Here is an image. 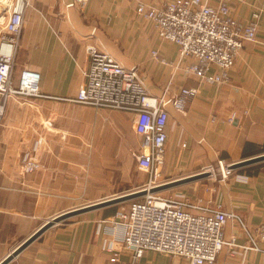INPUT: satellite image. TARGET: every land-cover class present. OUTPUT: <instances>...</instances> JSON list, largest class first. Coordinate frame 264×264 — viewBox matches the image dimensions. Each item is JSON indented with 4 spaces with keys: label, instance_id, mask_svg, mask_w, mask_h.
<instances>
[{
    "label": "crops",
    "instance_id": "crops-1",
    "mask_svg": "<svg viewBox=\"0 0 264 264\" xmlns=\"http://www.w3.org/2000/svg\"><path fill=\"white\" fill-rule=\"evenodd\" d=\"M141 1L160 6L175 0ZM72 2L30 0L24 13L15 84L23 68L35 69L42 75L41 92L49 98L0 94V263L55 216L119 196V156L130 152L136 161L143 139L135 114L65 100L74 99L84 84L82 68L90 63L91 47L108 51L125 67L137 66L154 94L165 91L177 98L183 89L197 90L187 96L182 111L170 108L166 153L159 166L164 184L208 172L217 160L232 165L264 154V0L231 3L239 22L250 24L254 14L260 18L257 40L245 44L223 84L187 74L192 60L182 59L179 46L161 39L154 23L137 13L139 0H90L84 11L69 6ZM9 18V13L1 14L0 33ZM31 159L41 167L24 174L22 166ZM105 164L111 175L104 178ZM145 173L138 190L149 180ZM210 179L160 193L221 206L253 230L261 226L264 161L234 169L227 180L210 184ZM118 205L55 224L9 264H189L151 250L136 258L125 249L122 232L112 223ZM226 236H235L240 244L246 240L234 220ZM259 245L261 250L245 254L226 247L213 264H264V243ZM114 253L117 261L111 260Z\"/></svg>",
    "mask_w": 264,
    "mask_h": 264
},
{
    "label": "built area",
    "instance_id": "built-area-1",
    "mask_svg": "<svg viewBox=\"0 0 264 264\" xmlns=\"http://www.w3.org/2000/svg\"><path fill=\"white\" fill-rule=\"evenodd\" d=\"M1 13L10 14L0 33V94L2 98L18 96L28 99L49 98L41 92V72L23 68L19 84H15L16 61L24 26V13L30 0H3ZM69 6L86 10L90 0H73ZM237 0H175L162 5H148L139 0L137 13L154 23L161 39L179 46L182 59H191L186 73L209 84H223L247 42L258 38L259 14L250 24H243L232 15L231 3ZM90 63L82 68L84 84L77 96L65 100L96 108L122 110L136 115V131L143 139L136 154L137 167L147 172L148 182L139 190H147L141 198L129 201L112 217L115 228H120L124 248L142 257L146 251H157L181 257L189 264H213L224 248H241L244 254L261 250L264 243V222L253 230L240 216L221 206H205L186 196H165L150 192L164 184L160 181L159 166L164 161L168 141L169 112L164 98L155 95L134 69L125 67L108 51L90 49ZM154 55L158 53L154 51ZM213 69H216L213 73ZM195 89H183L173 98L182 111L186 98ZM1 113V106H0ZM2 114V113H1ZM0 114V115H1ZM223 181L233 170L220 161ZM41 167L39 161L28 160L22 166L24 174ZM208 172H213L212 166ZM210 180H215L212 174ZM236 221L246 240L227 238L226 227ZM113 251V249L111 250ZM112 261L118 260L114 253Z\"/></svg>",
    "mask_w": 264,
    "mask_h": 264
},
{
    "label": "water",
    "instance_id": "water-1",
    "mask_svg": "<svg viewBox=\"0 0 264 264\" xmlns=\"http://www.w3.org/2000/svg\"><path fill=\"white\" fill-rule=\"evenodd\" d=\"M131 69H134L137 74L139 75V77L146 82L147 78L144 75V73L137 67V66H129ZM127 67V68H129ZM157 95V94H155ZM159 97H162L165 99L166 104H165V108L166 110L170 113V108L173 107L175 110H177L176 106H175V101L174 99L165 91H162L159 93V95H157ZM178 111V110H177ZM264 161V154L256 156L254 158H250L247 160H243L241 162H237L234 163L232 165H230V168L232 170L237 169L239 167L242 166H246V165H250L253 163H257V162H261ZM212 169L213 172H203L200 174H196L193 176H189L180 180H175L169 183H165L162 184L160 186L154 187L150 190V192H160L166 189L175 187V186H179L181 184L184 183H188L191 181H195L201 178H208L210 177L212 174H214V176L216 177V179H218L219 181H223V170L220 164V160H217L216 162H214L212 164ZM147 190H136L135 192H131V193H127V194H123V195H119V196H115L113 198H109L107 200H103L100 202H96L93 204H89L80 208H76L73 210H69L67 212H64L60 215L55 216L52 220L48 221L47 223H45L40 229H38L32 236H30L27 240H25L20 247L16 248L7 258H5L0 264H9L17 255H19L25 248H27L31 243H33L36 239H38L46 230H48L49 228H51L52 226H54L55 224L66 220L68 218H71L73 216L82 214V213H87L89 211L92 210H96V209H100V208H105V207H109V206H113V205H118L119 203H124V202H128V201H132L134 199L137 200V198H140L144 195L147 194Z\"/></svg>",
    "mask_w": 264,
    "mask_h": 264
},
{
    "label": "rangeland",
    "instance_id": "rangeland-1",
    "mask_svg": "<svg viewBox=\"0 0 264 264\" xmlns=\"http://www.w3.org/2000/svg\"><path fill=\"white\" fill-rule=\"evenodd\" d=\"M4 2V1H3ZM6 4H1L0 8L3 10ZM157 6V5H156ZM1 13V12H0ZM100 148H98L99 150ZM101 150H99L98 152H100ZM128 156H124L121 157L119 156V160H118V168L116 171L115 176H117L118 178V186L116 188V191H118V195H123V194H127V193H131V192H135L136 190L138 191V187L141 186V183H139V180L141 179V176L143 174L146 175L145 172H142L141 170H139L137 168V164L136 161L132 158L131 153L129 152V154H127ZM111 167H109L108 165L105 164V166L103 167V173L102 175L105 177L111 175ZM114 173V171H113ZM114 175H113V179H114ZM215 180H210V184H215L217 182H219L218 179H216V177H214ZM141 198V197H140ZM128 202H124V205H118L119 206V210L121 207L126 206ZM117 206V207H118Z\"/></svg>",
    "mask_w": 264,
    "mask_h": 264
},
{
    "label": "bare ground",
    "instance_id": "bare-ground-1",
    "mask_svg": "<svg viewBox=\"0 0 264 264\" xmlns=\"http://www.w3.org/2000/svg\"><path fill=\"white\" fill-rule=\"evenodd\" d=\"M2 3L5 4V3L3 2V0H0V6H1ZM0 12H2V9H1V8H0ZM1 14H2V13H0V17H1ZM4 100H5V99H4ZM3 107H4V101H3L2 105H1V113L3 112ZM1 113H0V114H1ZM1 115H3V114H1ZM1 115H0V116H1Z\"/></svg>",
    "mask_w": 264,
    "mask_h": 264
}]
</instances>
